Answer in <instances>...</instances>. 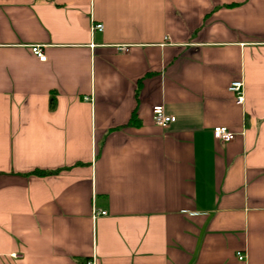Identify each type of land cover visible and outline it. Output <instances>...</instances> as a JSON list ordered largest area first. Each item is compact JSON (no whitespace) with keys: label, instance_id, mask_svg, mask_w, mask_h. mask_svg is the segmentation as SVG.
<instances>
[{"label":"crops","instance_id":"crops-1","mask_svg":"<svg viewBox=\"0 0 264 264\" xmlns=\"http://www.w3.org/2000/svg\"><path fill=\"white\" fill-rule=\"evenodd\" d=\"M92 259L264 264V0H0V264Z\"/></svg>","mask_w":264,"mask_h":264},{"label":"built area","instance_id":"built-area-1","mask_svg":"<svg viewBox=\"0 0 264 264\" xmlns=\"http://www.w3.org/2000/svg\"><path fill=\"white\" fill-rule=\"evenodd\" d=\"M103 30V27L101 24H94L91 27V31H98L101 32ZM120 51H126V48L122 47L120 48ZM31 52L34 56L38 58L39 61H45L46 57L41 50L40 46H32ZM243 81L238 80L231 82L228 90L234 95L235 101L238 105H242L244 102V88H243ZM152 114V121L155 126L159 128H167L171 123L175 121V118L172 116H169L165 113L162 106H154L151 110ZM212 135L215 140L228 143L235 139L236 134L233 132L228 131L224 127H215L212 130ZM105 212H96L95 210L92 211V216L95 218L97 215H104ZM14 256V255H13ZM238 261L245 262L246 261V254L243 252H238L236 254ZM90 264H94V259L90 261Z\"/></svg>","mask_w":264,"mask_h":264},{"label":"trees","instance_id":"trees-1","mask_svg":"<svg viewBox=\"0 0 264 264\" xmlns=\"http://www.w3.org/2000/svg\"><path fill=\"white\" fill-rule=\"evenodd\" d=\"M55 106V98L54 95H51L50 98V108L52 109ZM56 171H39V170H35L33 172H31L34 175L37 176H47V175H51L54 174Z\"/></svg>","mask_w":264,"mask_h":264}]
</instances>
